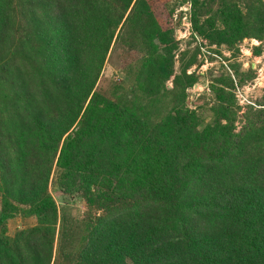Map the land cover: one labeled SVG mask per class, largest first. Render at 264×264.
<instances>
[{
    "label": "trees",
    "instance_id": "obj_1",
    "mask_svg": "<svg viewBox=\"0 0 264 264\" xmlns=\"http://www.w3.org/2000/svg\"><path fill=\"white\" fill-rule=\"evenodd\" d=\"M154 2L0 0V264H264V95L243 107L216 78L206 122ZM184 2L209 45L261 55L264 0ZM52 180L86 201L82 229ZM17 214L37 223L10 236Z\"/></svg>",
    "mask_w": 264,
    "mask_h": 264
},
{
    "label": "rangeland",
    "instance_id": "obj_2",
    "mask_svg": "<svg viewBox=\"0 0 264 264\" xmlns=\"http://www.w3.org/2000/svg\"><path fill=\"white\" fill-rule=\"evenodd\" d=\"M155 9L161 18L166 17L175 26V33L179 42L176 52L175 72L180 73L183 59L188 61L196 56L197 63L188 72L197 70L199 80L193 87L188 89L191 107L198 108L206 122L212 119L211 105L213 102L212 85L216 78L232 76L235 78V93L240 105L246 107L258 104L264 95V41L262 42V53H255V46L260 44L257 39L246 38L239 44V48L228 49L225 46H211L203 38L193 32L191 23V5L182 0H155ZM121 53L110 57L103 70L101 85L105 89H111L112 83L123 76L118 66L123 62ZM253 74V78H249ZM240 77V78H239ZM168 86L173 87V81H168ZM241 122L239 123V127ZM49 190L55 198L61 212L73 217L76 226L80 230L85 224V215L89 211L86 201L79 195L66 196L52 180ZM1 209V193H0ZM34 216L25 217L17 214L7 223V232L15 236L22 229L36 225ZM60 225V224H59Z\"/></svg>",
    "mask_w": 264,
    "mask_h": 264
}]
</instances>
